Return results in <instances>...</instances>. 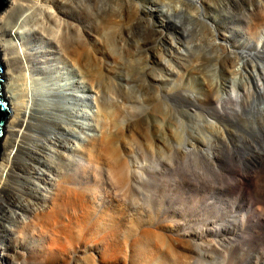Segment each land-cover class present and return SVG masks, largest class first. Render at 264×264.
Returning <instances> with one entry per match:
<instances>
[{"label": "bare ground", "instance_id": "6f19581e", "mask_svg": "<svg viewBox=\"0 0 264 264\" xmlns=\"http://www.w3.org/2000/svg\"><path fill=\"white\" fill-rule=\"evenodd\" d=\"M107 1L103 8L98 5L99 10L94 13L92 9L97 8L98 0H7L8 7L0 13V58L4 67L3 77L6 79L3 91L11 114V120L5 128L6 139L2 145L4 152L0 160V200L4 195L8 198L6 202L2 201L4 204L1 203L0 207V264L117 263L114 259H109L110 255L100 245L85 238L79 241L74 250L75 253L78 251V255L74 258L71 256V193H75L71 189V177L73 181L86 182L83 176L87 167L85 163L89 166H100L101 163L108 165L109 174L116 179H120L128 168L121 149L118 147L116 153L113 146V136L118 135L120 129L118 133L106 129L108 118L105 117L111 110L106 98L100 94L104 80L102 72L92 63L98 61L101 52L97 45L107 47V41L111 43L115 37L112 35L118 33L116 28L129 23L128 28L130 22L136 19L151 24L154 14H158L161 31H168L172 35L175 31H180L186 36L198 27L195 30L183 23L170 21L171 13L167 12L169 6L166 13L162 8H158L159 11L153 3L157 0ZM220 1L222 4L223 0ZM183 2L184 0L182 5ZM205 3L207 2L203 0L184 2L187 6H192L189 8H194L193 12L188 13V17L204 26L211 37L218 36L217 28L221 18L218 14L208 13ZM220 5L219 7L222 6ZM258 5H264L263 1ZM172 7L170 6V11ZM214 8L217 9V6ZM174 11L180 14L184 9L177 8ZM261 14L254 8L249 12L250 18L256 23L262 20ZM165 15L166 20L162 19ZM135 17L137 18L134 19ZM107 23L111 24L110 27H106ZM222 24L229 29L231 36L224 34L221 42L215 40L199 43V40L195 43V40L194 45L187 44L186 41L181 45L168 36L169 58L158 62L163 65L161 71L173 79H163V73L162 81L168 83L160 94L167 100L186 101L185 104L188 103L190 107L203 109L206 113L205 127H208L206 131L214 129L220 138L229 137L226 129L228 123L233 127L244 128V135L258 138L260 136L255 134V130L259 129L255 127L264 123V26L257 32L258 39L253 40L245 36L244 27L237 28L233 16L223 18ZM233 34L241 37L235 44L231 43ZM194 48H201L204 55L208 54L207 57L199 59L197 51L193 53ZM193 54L199 58H195ZM71 78L74 79L72 85L76 90L71 89ZM177 78L181 81L178 82ZM121 82L118 83L120 92L129 91L130 87H126L128 83L124 86ZM98 84L102 86L98 87ZM133 98L136 100H130L131 104L136 102L138 106V103H142L141 97ZM122 102L121 108L124 107ZM133 108L134 105L131 108L127 106L126 110ZM121 110L124 112L125 109ZM135 111L141 112L137 109L125 115L124 118L127 119L123 123L126 127L120 122L123 132H129L130 123L135 117L138 119L142 115ZM143 121L145 119L140 122ZM148 124L150 126V122ZM73 127L80 128L78 137L73 132ZM261 130L264 133L262 128ZM158 131L154 136L161 132ZM243 134L238 136L240 147L244 143ZM71 137L75 139L74 144H71ZM157 138L164 136L161 133ZM22 140H26V146L21 144ZM193 146L196 147L195 144ZM194 147L186 145L177 149L176 153L179 157L189 156L195 152ZM79 151L86 152L88 159L85 161L83 155L81 163L79 158L73 157L78 159L79 165H76L73 163L75 161L71 162V154ZM229 151L233 156L236 148H229ZM205 155L213 169L218 171L213 152L207 151ZM110 162L116 165L112 166ZM246 162L248 159H245ZM72 164L75 171L71 173ZM253 165L254 171L238 174L243 205L235 208L231 221L235 228L239 225L246 226L248 238H251L255 246L262 247L264 160L260 164L254 162ZM86 184H83V192H76L82 206L90 198L96 200L100 196L98 185L91 190L88 182ZM227 192L230 193L231 190L228 188ZM245 197H249L248 202H245ZM65 213L69 214L65 215L68 222L65 218L60 219V214Z\"/></svg>", "mask_w": 264, "mask_h": 264}, {"label": "rangeland", "instance_id": "374dc122", "mask_svg": "<svg viewBox=\"0 0 264 264\" xmlns=\"http://www.w3.org/2000/svg\"><path fill=\"white\" fill-rule=\"evenodd\" d=\"M182 1L166 0L165 2V0H157L153 3L156 9L162 8L161 10H164L165 13L169 6L167 12L171 13L172 19L170 21L183 23L195 30L198 27L196 31L191 32L193 34L189 33L185 36L180 31H175L174 35L168 31H163V33L158 24V14H154L151 24L141 22L140 19L139 22L135 17L137 22H130L129 29L127 28L128 23L124 26L127 30L123 26L116 28L117 31L114 30L118 33L112 36L117 38L114 39V37L111 43L107 41V47L103 44L97 45L101 52L98 61L92 63L100 73L102 72L101 75L104 79H101L103 84L99 83L103 86L99 84L97 86H102L100 87V94L106 98V102L110 106L109 109L112 111V113L109 112L111 115L108 114L105 117V119L108 118L106 129L113 131V133H118L120 129L121 132L115 137L113 136L114 139L112 138L113 146L117 150L116 153L118 147L119 150L121 149L125 155L123 157L127 159L125 161L128 163V168L126 167L127 171L123 173L124 175L120 179H116L109 174L108 165L101 163L100 166L93 164L89 166L88 163H85L87 167L83 176L91 190L94 188L93 186H99L100 193L98 194L100 196L96 200L90 198L83 206L79 201L78 194L83 192L84 186L87 184L83 180L80 183L73 181L71 177V189L75 191V193H71L70 213L71 256L73 258L78 255V251L75 253L74 250L77 249L79 241L86 239L91 243L96 242L98 246L100 245L105 250L103 251L110 255L109 259H114L118 264H264V234L261 238L263 246H255L251 238H248L245 233L247 227L239 225L238 228H235L231 221L235 214V208L243 205L238 174L243 175L245 172L254 171L253 163L260 164L264 160V133L261 130L262 128L264 131V123L255 127V129H259L255 130V134L260 136L258 138L251 133V137L244 135L242 133L244 128L233 127L229 123L226 128L228 138H220L214 129L208 130L209 132L206 131L208 127H205L207 126L205 124L206 113L203 109L197 110L193 106L194 109L188 103L185 104L186 101L167 100L160 94L168 83L162 81L163 73L165 75V77L163 75V79L170 78L161 71L163 65L158 62L159 60L166 61L169 58V37L174 38V42L177 41L176 43L181 45L186 42L194 45L195 40V43H198L199 40V43L215 40L221 42L224 34L231 36L229 29L222 24V19L228 16L234 17L237 28H245L244 33L248 39H258L257 32L264 26V5L259 6L258 4H262V1L264 4V0H261V3L260 0H223L222 4L220 0H203L207 2L205 3L206 10L207 8L210 10L207 12L212 15L218 14L221 18L217 28L219 35L214 37L210 36L204 26L188 17V13L193 12L194 8L191 9V5L184 4L185 0L183 2L185 7H183ZM105 3L108 1L98 0L97 8H93L92 11L97 12V9L99 10L98 5L103 8ZM170 6L175 9L182 8L184 12L175 13L173 7L170 11ZM216 6L217 9L214 8ZM186 8L191 9V11ZM251 8L263 14H261L262 22L256 23L250 18ZM162 19L166 20V15ZM138 23L140 24L138 25ZM107 24L106 27H110L111 24L109 26ZM183 24H179V26ZM122 31L123 34L119 35ZM200 37L205 39H200ZM239 38L241 37L233 34L231 43L235 44L240 40ZM192 50L194 54L197 51L196 53L200 56L199 58L193 54L195 58L205 59L204 57L208 55H204L201 48ZM247 70L249 71V69ZM3 73V85H5L6 79L3 77ZM73 80L71 78V89L76 90L75 86L72 85ZM177 81L179 82L181 79L177 78ZM120 82L124 86L128 83L126 87H130L128 88L129 91L120 92L118 88ZM252 83L255 84L254 81ZM121 95L125 96V100ZM133 97L138 99L141 97L142 102L138 103V106L136 102H132L133 110L139 109L141 112H135H138L139 115L145 114V116L141 115L138 119L135 117L134 121L130 123V128L128 127L131 130L126 133L123 132V126L126 127V124L124 125L125 119H127L124 117L129 111L133 112L131 109L126 110L127 106L128 108L133 107L129 102L136 100ZM120 101H125L122 102V104L124 103V107H122L126 110H123L124 112L121 110L123 108H121ZM144 119L145 122H140ZM10 120L11 116L5 128H7ZM142 123L144 124L142 125ZM101 125L104 127L103 124ZM127 126H129L128 123ZM73 129L78 137L80 128L73 127ZM156 131L160 132L159 134L162 133L164 138H157L159 134L154 136L157 135ZM210 132L212 133L210 134ZM242 134L245 138H243L244 143L240 147L238 136ZM5 139L4 129L0 160L4 152L2 145ZM74 140L71 137V144H74ZM22 141L21 144L26 146V140ZM186 145L190 148L194 147L195 152L189 156L179 157L176 150ZM229 148H236L233 156H231L232 153H230ZM207 151H211L215 155L214 163L217 165L218 171L213 169V165L207 159L205 155ZM82 153L81 151L74 153V155L72 153L71 158H79L81 162L80 159L84 155L85 161H87L88 154L83 151ZM119 153L121 155L120 151ZM254 153H256L255 156L250 158ZM74 158L71 159V162L75 161L73 163L79 165L78 159ZM245 159H248V162L245 163ZM109 164L116 165L114 162ZM74 167L72 164L71 173ZM133 171L134 173H132ZM228 188L232 194L227 192ZM4 196L1 197L0 207L2 206L1 203L4 204L2 201L8 200V198L6 199L7 196ZM3 198L4 200H2ZM248 198L245 199V202H248ZM60 215V219L64 220L69 214ZM66 222H68L67 219Z\"/></svg>", "mask_w": 264, "mask_h": 264}, {"label": "water", "instance_id": "95a60500", "mask_svg": "<svg viewBox=\"0 0 264 264\" xmlns=\"http://www.w3.org/2000/svg\"><path fill=\"white\" fill-rule=\"evenodd\" d=\"M7 7H8L7 0H0V13L3 12ZM3 71H4V67L1 63V58H0V154H1V143L4 134L5 125L7 124L11 116L8 103L4 96V91H3V82H4L2 78Z\"/></svg>", "mask_w": 264, "mask_h": 264}]
</instances>
